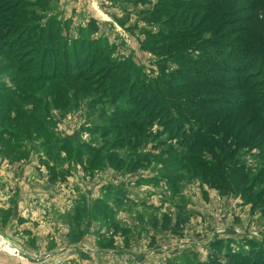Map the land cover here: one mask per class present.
Returning <instances> with one entry per match:
<instances>
[{
  "label": "rangeland",
  "instance_id": "rangeland-1",
  "mask_svg": "<svg viewBox=\"0 0 264 264\" xmlns=\"http://www.w3.org/2000/svg\"><path fill=\"white\" fill-rule=\"evenodd\" d=\"M185 1L200 3L204 8L175 10L178 0H0V31L7 33L0 45L4 48L5 41H14L16 33L10 34L9 28L18 27L19 22L26 23L29 17H37L40 26L67 28L60 30L58 38L79 39L76 48L81 43L84 45L80 56L89 48L88 43H92L102 48L110 60L132 63L147 83L153 84L152 90L157 91L154 81L160 86L168 79L175 81L173 72L178 69L174 60L176 49L164 45L166 38L158 41L159 32L168 31L166 22L177 25V29L186 26L185 33L211 31L212 35L206 36L210 39L205 40L208 45L211 41L215 46L221 43L245 50L254 40L264 39V21L259 19H264L261 15L264 13L255 9L252 0ZM258 3L264 6V0ZM212 6L217 11L215 15L208 10ZM258 29L262 36L255 32ZM178 32L184 33L182 29ZM194 43L193 40L180 44L188 48ZM143 44L149 47L143 49ZM207 53H214L215 59H224L227 67L226 58L214 47L197 50L194 56ZM228 54L231 57L233 52ZM0 61H6L3 54ZM163 62L164 72L160 70ZM180 67H193L203 73L199 79L205 77L211 81L209 84H214V87H207V83L201 89L195 87L193 91L198 90L199 95L194 100L213 98L215 109L230 105L243 107L246 101H254L249 92L238 87L237 75L229 67L225 69L227 73L219 67L202 64L183 63ZM99 78H85L89 87L85 89L86 95H77L79 101L71 99L66 108L52 107L49 118L55 136L61 140L73 139V146L66 147L59 142L54 145L51 156L45 157L40 147L44 136L33 138L24 130L19 131L18 139H22L17 146L29 154L20 153L17 163L10 155L17 135L13 139L3 136L0 232L7 234L11 249L18 250L20 256L26 250L32 252L17 259L18 263H35L45 255L49 264H187V258L190 264H206L218 255L221 264H231V256H240V253L252 256L247 262L254 258L261 262L264 259L262 102H253L255 106L246 109L250 127H244L238 135L236 130L230 132L225 139L227 146L236 147L232 164H219L209 161L205 153L204 157L196 153L184 156L176 139L168 138V132L164 134L156 123L148 129L147 136L133 138V146L118 136L121 133L117 129L106 131V136L101 138V130L94 127L108 128V119L117 106L97 102L102 99L97 91L100 87L96 85ZM245 78L249 81L250 75ZM0 81L14 84L4 72L0 74ZM140 89L134 91L136 96L140 95ZM69 94L71 97L73 93ZM11 95L16 97V93ZM253 109L257 111L254 115L249 113ZM0 125L3 129L18 131L1 115ZM158 133L159 138L155 135ZM240 140L246 145L240 146ZM103 143L107 144L99 155L94 154L95 162L88 163L91 162L88 156L93 154L80 150V144L100 148ZM78 153H82L80 159ZM46 158L50 164L54 163L55 169L64 172L63 176H56L49 170V163L47 167L42 163ZM206 164L209 165L204 170L196 168ZM226 169H237L238 174L232 176ZM209 171L219 172L216 179L220 183V176L227 175L223 177L226 183L221 191L215 189L216 181L209 179ZM227 182L235 183L234 189ZM241 187L248 191H241ZM218 243L222 246L217 251L218 245L214 244Z\"/></svg>",
  "mask_w": 264,
  "mask_h": 264
},
{
  "label": "trees",
  "instance_id": "trees-1",
  "mask_svg": "<svg viewBox=\"0 0 264 264\" xmlns=\"http://www.w3.org/2000/svg\"><path fill=\"white\" fill-rule=\"evenodd\" d=\"M252 1L255 2V9H260L264 13V6L259 5V0ZM38 4L40 5V3ZM195 7L203 9L204 5L195 3L194 1L178 0L175 10L188 11L193 10ZM208 10L212 11L214 15L217 12L214 11L213 6L208 8ZM250 12H253V10ZM259 15L256 17H261ZM36 18L29 17L26 19V23L19 22L18 27L9 28L10 34L16 33L14 41H11V43L10 41H5L6 45L4 48L0 45V55L3 54L6 58V61H0V70H2L0 74L4 72L5 76L14 83L11 86L4 83V81H0V115L3 116L8 124L15 125V128L18 130L3 129L0 125V143H5L3 139L4 135H7L9 139H13L17 134H20L19 131L24 130L33 138L41 137V135L44 136L40 142V147L45 157L51 156L52 151L55 150L54 145L59 142L63 143L66 147L73 146V139L67 137L61 140L55 136L52 129L54 125L51 123V118H49L52 107L56 109L66 108L69 107L71 99L79 101V96L77 95L80 93L86 95L85 89L89 87L88 83L84 81L86 80L85 78L95 80V78L100 77L96 85L100 87L99 89L97 88V91L98 96L102 99L97 102L104 101L108 105L117 106L113 115L108 119V128L102 126L94 127V130H101L99 135L101 138L106 136V131L117 129L121 133L118 136L124 138L125 141L131 142L133 146L132 139L142 134L146 135L148 129L156 123L164 132H168V138L176 139V144L183 151L182 154L184 156L191 153L203 156L205 153L209 161H218L219 164H229L231 163V158L236 156V154L234 155L236 147L232 149L230 145L227 146L226 143L228 141L225 139L230 136V132L232 133L236 130V134L238 135L243 132L244 127H250L251 123L248 121L249 115H246L245 112L247 108L249 110L250 107L255 106L253 102H262L260 104L264 105V91L261 90V88H264V85L259 84V82H264L262 81V78H264V39H262V42L256 39L253 43H248L250 46L248 45L245 50L235 46L222 45L221 43L216 44V49L214 42L210 41V45L205 43L207 42L205 41L207 38L210 39V37L206 36H211V31L207 30L201 33L187 31L185 33L184 28H187L186 26L181 25L177 29V25H170L166 22L164 25L169 26L165 27L168 31L165 33L160 31L157 35L159 36L158 41L162 42L163 38H166L167 42L164 45L168 44L170 45V49H176L177 52L173 55L176 57L174 60L177 62L178 69L173 72L175 81L168 79L165 85L162 84L163 86H160L156 80L154 81L156 83L154 86H158V88L157 91H153V84H148L146 77L141 74L140 69L132 63L127 62V60L122 61V63L112 58L110 60L102 48L92 43H88L89 48L84 49L83 56H80V52L83 51L82 46L84 45L81 43L76 48V42L79 39L69 41L68 38L62 39V36L58 38L60 30L67 28L54 25L43 27L38 25L39 20H36ZM259 19L264 21L263 18ZM180 29L184 32L181 35L178 32ZM255 32H258L257 35L262 36L261 29ZM6 34V31H0V41H4L3 37ZM193 40L196 41V44L194 43L188 48H184V45L180 44ZM93 45H95L94 49L92 48ZM142 47L143 49H147L149 46L147 47V44H143ZM212 47L216 51L220 50L224 55L226 58L225 63L230 68L229 71L234 70L233 75H237L235 81L239 84L238 87L243 89V91L249 92L254 101H246L243 107L230 105L215 109L213 107V98L193 99L199 93L198 90L193 91V89H196L195 87H203L205 83H207L205 84L207 87L214 84H209L211 81L203 76H201L203 78L199 79V76L203 75V73H200L197 69L180 66L183 63L216 66L227 73L225 69L229 68L225 66L224 59L213 58L215 52L207 53L206 56L201 54L194 56L197 50H212ZM188 51H192L193 54H188ZM227 52H233V55L230 57V54ZM48 56L50 58H46ZM209 57L211 59H208ZM16 60H18V64L14 62ZM161 66L160 70L164 72L166 70L164 62L161 63ZM247 75H250L249 81H246L245 77ZM139 87H142L140 89L141 93L136 96L134 91H138L139 89L137 90V88ZM70 92L73 93L71 97ZM12 93H16L15 98L11 95ZM253 111L255 110L253 109ZM253 111H249V113L254 115L257 112ZM34 112L40 115H36ZM249 118V120L255 122L253 117ZM112 120H114V123ZM170 131H172V134H170ZM155 135L158 136L159 133ZM18 137L19 135H17L16 139ZM21 139L16 141L17 143L12 149L13 151H10V155L14 158L12 160H15L17 163L18 159H20L17 156L20 153L29 154L25 148L18 147V141ZM239 143L240 146L246 145L241 140ZM106 144L103 143L100 148L80 144V150L85 149L90 151L93 155L88 156L91 160L88 163H94V154L99 155L101 149H104V145ZM81 154H77L79 159L81 158ZM46 159L47 161L42 160V163L47 167L49 158ZM205 159L207 158L205 157ZM207 165L209 164L196 166V168L204 170L208 168L206 167ZM215 167L217 168L218 166L215 165ZM48 168L56 176L59 174L63 176L64 172L61 169H55L54 163H49ZM216 172L209 171L207 173L209 179L212 178L216 181L215 189L221 191V188L225 186L224 183H226L223 177L226 178L227 175L223 174V177L222 175L220 176V181L222 180L220 183L216 179L220 174ZM225 172L232 176L238 174L237 169H226ZM201 176L204 177L203 175ZM227 184L234 189L233 185L235 183L232 185L227 182ZM238 186L240 185L237 184ZM241 191L246 192L248 190L246 187H241ZM182 223L184 224L185 222L183 221ZM182 223L178 222V225H182ZM214 245H218V251L222 243ZM248 257L252 258V256H248L246 253H240V256L239 254L231 256L232 261L230 263L264 264V259L261 258V262L256 258L254 260L250 259L251 261L248 260L247 262ZM214 258L216 259L208 261L206 264H221L218 260V255ZM186 261L187 264H190L188 263V258Z\"/></svg>",
  "mask_w": 264,
  "mask_h": 264
},
{
  "label": "water",
  "instance_id": "water-1",
  "mask_svg": "<svg viewBox=\"0 0 264 264\" xmlns=\"http://www.w3.org/2000/svg\"><path fill=\"white\" fill-rule=\"evenodd\" d=\"M7 234L0 232V264H19L17 259H21L22 256L32 254L31 251L26 250V253L20 256V252L16 249H11L12 247L10 246V240L6 238ZM24 249L22 250V252ZM30 256V255H29ZM43 260L38 261L36 260L35 263H30V264H49L48 261L49 259H45V255L41 256Z\"/></svg>",
  "mask_w": 264,
  "mask_h": 264
}]
</instances>
